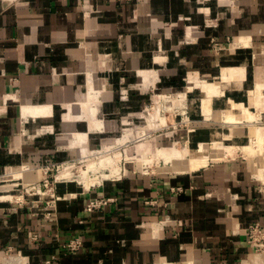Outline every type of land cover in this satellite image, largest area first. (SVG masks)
<instances>
[{"label":"crops","instance_id":"obj_1","mask_svg":"<svg viewBox=\"0 0 264 264\" xmlns=\"http://www.w3.org/2000/svg\"><path fill=\"white\" fill-rule=\"evenodd\" d=\"M233 38L216 51L215 40ZM191 78L224 84L220 95L200 88L198 142L233 135L218 127L240 115L227 113L232 103L257 106L261 117L264 0H0V175L29 179L33 158H72L79 132L97 142L150 100L151 86L183 87ZM91 83L97 125L82 106ZM161 167L88 189L66 186L51 205L3 194L0 264H45L53 254L59 264H264L246 233L264 224V155ZM101 198L110 200L89 209ZM75 236L82 248L65 249Z\"/></svg>","mask_w":264,"mask_h":264},{"label":"rangeland","instance_id":"obj_2","mask_svg":"<svg viewBox=\"0 0 264 264\" xmlns=\"http://www.w3.org/2000/svg\"><path fill=\"white\" fill-rule=\"evenodd\" d=\"M234 41L235 39L233 38L226 46L218 40H215L213 44L217 52H224L229 50L230 43ZM216 81L219 86L217 92L222 94L224 92V84H220L222 79ZM196 86L199 88L195 89L194 87ZM200 88L204 93L207 91L201 85H194L191 82L189 84L186 82L183 87L175 85L160 86L157 84L151 86V89H148L151 92L150 100L144 103L140 110L132 112L130 120L128 118L124 119L126 120L125 124H122L119 129L105 132L104 136L97 142L95 140L79 142L76 139L75 143L78 144L79 153L72 158L55 160L45 155L33 158L31 161L35 168L30 170L31 175L29 174V179L23 176L16 177L11 171L0 175V196L12 194L14 196L13 199L7 200L23 204H36V200L40 199L41 201L38 200V202L51 205L54 202V198L61 196L59 191L64 187L66 188V186H76L85 189L83 184L80 183V180L85 178L84 176L95 178L94 185L90 187L92 188L107 180H120L129 174L157 173L162 165H168L159 159L156 162L159 147L170 146L174 143H178L181 146L189 145L193 155H198L200 153L198 150L201 142H198L193 137V130L195 128L193 114L198 108V102H200L199 100L202 96ZM193 93H197L195 98L192 96ZM124 94L127 96L126 93ZM220 94L217 93L216 95ZM204 97H207L206 93ZM87 99L84 101L86 105L89 100ZM84 103L82 102L83 107ZM234 105L232 103V108L237 110L230 109L227 113L237 111L240 113L237 118L242 120L243 123L232 121L230 123L219 122L220 126L218 125V127H225L227 129L225 130L226 133L232 129L233 135H230V139H226L225 132H220L214 135L212 139H222L227 143H247L250 141L249 129L252 122L255 125L259 124L260 126H257L264 131V109L261 117L258 113H255L254 117L257 114L259 115L257 116L258 118L255 117V122L253 120H250L251 122L248 120L247 122V114L241 106L235 103ZM255 108H253V112L258 110V108ZM243 114L244 116H242ZM209 141L206 142L207 146L211 144ZM235 149H238V152H235ZM224 151L225 155L227 154L226 158L233 155L237 156L238 154L255 157L253 154L244 151V148L241 147H234ZM210 155H216L214 149L210 150ZM150 159H154L155 161H150ZM174 162L169 164L175 167L180 163L189 166L190 157L179 159V161L175 160ZM87 165L89 169L85 172L84 167ZM68 167L70 175L66 178L61 177ZM54 194L55 196H53Z\"/></svg>","mask_w":264,"mask_h":264},{"label":"bare ground","instance_id":"obj_3","mask_svg":"<svg viewBox=\"0 0 264 264\" xmlns=\"http://www.w3.org/2000/svg\"><path fill=\"white\" fill-rule=\"evenodd\" d=\"M245 39H247V38H245ZM237 41L239 42V39H237ZM249 42L250 41H248V43ZM225 78H227V74H226V77ZM190 82H191V84H194V85H196V84L201 85V87H203L204 89H207V92L208 93H213V94H215L218 91V87H219L216 83L210 82V81H208L206 79H204V80H198V79L195 80V79H192L191 78ZM190 87L192 88V86H190ZM207 92H205V93H207ZM217 93L220 94L219 92H217ZM98 94H99V91L91 83L90 90H89L88 97H87L89 100L86 98L88 100L87 101L88 103H87V105H86V103H84V110L86 112V116H88V118L90 120V124L91 125H97L98 122H99V120L97 118L98 117L97 116V113H98V105L96 103L98 101V98H97L98 97ZM207 95L209 96V94H207ZM233 105H234V103H233ZM240 106L244 110V112L247 114V117H248V119H246L247 122H248V120L249 121L250 120L251 121L253 120L255 122V117L256 116L254 117L255 113L252 112V110L250 109V107L248 105H246V104H241ZM235 107H237V106H235ZM211 110L212 109L209 106L208 107L206 106L205 107V111L203 109V112H206L205 114L206 115L208 114V116H210V113L212 112ZM224 118H225L224 119L225 121H232V122H235V123H241V122L243 123L242 120H239L237 117H235L233 115H230V114H227L226 116H224ZM250 125H251L250 126V129H249L250 141L247 142V143H243V144L227 143L226 141H224V140L221 139V140H213V141L210 142L211 144L209 146H207L206 145L207 144L206 142L201 141L200 148L198 150L200 153L198 155L196 154L197 156L196 155H193V153L191 151V147H189V145H187V146H181L178 143H174V144H172L170 146L159 147L156 162H158L159 160H161L165 164H169V163L174 162L175 160H178L179 161V159H184L186 157H190V164H189V166L191 167V169L192 168L193 169L194 168L196 169V168H201L202 166L207 165L212 160H221V159H224V157L226 158V155L227 154L225 155V151L224 150H226V149H232L234 147L235 148L236 147L237 148L238 147L244 148V151H246L247 153L253 154L255 157L260 156L262 154L264 155V131L260 127L257 126L259 124L255 125V123L252 122ZM88 132H83V131L82 132H79L77 134V136H76V139L79 142L90 141V135H88ZM230 138H231L230 135H226V139H230ZM212 149H214L215 152H216V155H214V156H211L210 155V150H212ZM237 150L238 149H235V152ZM239 150H241V149H239ZM154 159H150V161H155ZM146 160H148V159H146ZM174 164H175V162H174ZM21 168H23V167H21ZM90 168L92 169V167H90ZM23 169H25V168H23ZM66 169H65L66 170L65 172L63 171L64 174L62 176L60 174L61 177H65L66 178V177H68L70 175L69 167L66 168ZM88 169H89V166L88 165L84 167V171L85 172H87ZM85 174H87V173H85ZM103 174H105V173H103ZM84 177L85 178H83L82 180H80V183H82L83 186L86 189H88L92 185H94L93 184V183H95L94 182L95 181V178L94 177H91V176H84ZM3 197H5V196L3 195Z\"/></svg>","mask_w":264,"mask_h":264},{"label":"built area","instance_id":"obj_4","mask_svg":"<svg viewBox=\"0 0 264 264\" xmlns=\"http://www.w3.org/2000/svg\"><path fill=\"white\" fill-rule=\"evenodd\" d=\"M173 189H181V187L173 188ZM55 196V194L53 195ZM62 198V196H57L53 200ZM110 199H95L91 200L89 203V209L93 210L95 208L101 207L103 204L107 203ZM246 233L248 235V240L250 245L254 248L257 254H264V224L260 222L252 223L246 228ZM84 245V240L80 236H75L63 243V247L70 251H78ZM60 256L57 254H53L49 257L45 264H59Z\"/></svg>","mask_w":264,"mask_h":264}]
</instances>
